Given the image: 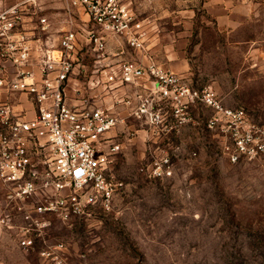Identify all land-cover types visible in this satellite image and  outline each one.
<instances>
[{"label":"rangeland","instance_id":"obj_1","mask_svg":"<svg viewBox=\"0 0 264 264\" xmlns=\"http://www.w3.org/2000/svg\"><path fill=\"white\" fill-rule=\"evenodd\" d=\"M125 1L148 18V44L161 64L195 89L212 87L224 106L243 107L264 123V0H236L224 24L205 0ZM123 48L129 54V45ZM108 49L116 50L112 43ZM85 51L82 80L95 69L91 50ZM211 113L201 104L189 106L169 117L174 126L162 128L157 141L159 132L129 116L117 128L123 147L114 175L123 186L112 207L69 220L33 214L47 222L41 234L33 232V248L20 244L26 212L0 184V264H264V156L232 162L226 136L205 126ZM164 154L172 174L151 176L149 166ZM60 243L59 263L42 254Z\"/></svg>","mask_w":264,"mask_h":264},{"label":"built area","instance_id":"obj_2","mask_svg":"<svg viewBox=\"0 0 264 264\" xmlns=\"http://www.w3.org/2000/svg\"><path fill=\"white\" fill-rule=\"evenodd\" d=\"M48 1L61 4L68 22L57 40L50 37ZM26 17L37 18L45 38L26 27ZM112 35L123 38L144 59L125 57L112 64ZM86 47L95 69L87 93L73 101L69 87L82 73ZM124 86L134 91L116 98L112 106L100 103L103 92ZM95 89L100 94L89 93ZM0 93L6 94L0 98V184L13 205L26 212L29 225L20 240L26 249L35 245L33 232L41 234L47 225L33 214L69 220L90 216L97 207H112L123 186L114 175L121 143L107 135L122 121L116 104L128 107L152 134L159 132L151 138L155 141L163 140L162 128L174 126L169 117L178 118L189 106L201 104L212 112L205 126L226 136L225 153L232 162L264 156V123L250 119L243 107L224 106L212 87L195 89L184 76L158 63L146 43L143 21L119 0H16L1 6ZM11 95L19 96V102ZM154 160L151 176L172 174L166 154ZM38 196L43 201L30 206ZM62 245L42 254L59 263L56 249Z\"/></svg>","mask_w":264,"mask_h":264},{"label":"crops","instance_id":"obj_3","mask_svg":"<svg viewBox=\"0 0 264 264\" xmlns=\"http://www.w3.org/2000/svg\"><path fill=\"white\" fill-rule=\"evenodd\" d=\"M121 4H124L125 6H127L138 18H140L143 21L144 24V29L146 31L147 34V28L149 27V21L148 18L145 17H140L139 14L131 7V2L128 1L126 3L122 2V0H119ZM186 2H192L193 0H184ZM206 1V5H207V10L216 17L218 23L220 24H224L227 23L231 20V18L234 15V11H236L235 5H236V0H205ZM16 2V0H0V7L1 6H9L12 5ZM46 15L50 18V20L52 21V27L50 30V37L51 39L57 40L59 38L60 35V31L63 28L68 27V22H67V18L65 17V13L63 11V9L61 8V4L56 2V1H48L47 3V7H46ZM83 19L86 18V16L82 15L81 16ZM26 27L30 28L31 32H36L37 36H41L42 38H45V34H40L39 33V29L37 28L38 25V21L37 18H32V17H26ZM79 21V20H78ZM109 40V44L112 43V46H114L116 48V50L112 49V56H111V61L112 64L117 63L118 61L124 59L125 57L128 58H139V59H144L141 52L139 51H134L132 48H130L128 50L129 54H127L125 51V49L123 48V46H125V44H127L126 41H123V38L117 37V36H109L108 37ZM146 43L148 45V48L150 49V52L153 54L154 59L160 63L157 60V57L154 55V52L152 51V47L148 44V40H147V35H146ZM161 64V63H160ZM163 65V64H161ZM164 66V65H163ZM166 67V66H164ZM171 67L179 70L180 65H176L175 63H171ZM169 68V67H167ZM171 69V68H169ZM172 70V69H171ZM174 71V70H173ZM82 72V71H81ZM176 72V71H174ZM178 73V72H176ZM180 74V73H178ZM181 75V74H180ZM184 76V75H182ZM82 75H79L77 78L73 79L71 81L70 87H69V96L70 98L74 101L76 98H79L83 93H87V84L89 79L91 78V76L89 77V79H85L82 80ZM186 78V76H184ZM87 83V84H86ZM148 86H153L150 82H145ZM73 89V92H71ZM131 91H134V88L131 86H124V87H119L117 89H115L114 91H105L103 92L100 96V103L106 105V106H112L115 102H116V98L123 96L125 94V92H127L128 94H130ZM89 93L94 95V94H100V92H97V89L95 90H89ZM6 94H1L0 93V98H5ZM12 101L14 103H18L19 102V96L16 95H11L10 96ZM22 108L21 105H16V109L18 111H20ZM114 110L120 114L122 121L118 124V126L112 130H110L107 135L110 137H114L117 141H119L121 143V147H123L122 142L119 139V134L117 128L122 127L125 123H126V119L129 116H133L130 114L129 108L126 107L124 104H116L114 107ZM135 117V116H133ZM136 118V117H135ZM143 124V122H142Z\"/></svg>","mask_w":264,"mask_h":264}]
</instances>
